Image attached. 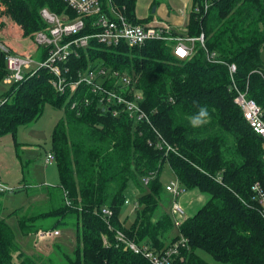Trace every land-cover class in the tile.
Instances as JSON below:
<instances>
[{
	"label": "trees",
	"instance_id": "16d2710c",
	"mask_svg": "<svg viewBox=\"0 0 264 264\" xmlns=\"http://www.w3.org/2000/svg\"><path fill=\"white\" fill-rule=\"evenodd\" d=\"M114 3L129 20L140 23L135 19L136 0ZM43 9L75 16L61 0H0V18L8 20H0V43L10 53L30 55L35 34L47 28L40 15ZM9 23L23 35L20 41L7 38L14 37ZM89 33L86 27L63 42ZM200 35L203 46L193 42L184 60L173 55L171 43L108 47L92 39L61 65L67 82L76 80L78 72L102 67L130 76L142 93L140 106L149 115V124L135 123L126 114L113 117L108 110L103 112L84 84L72 94L69 86L64 94L57 93L54 75L46 69L24 71L22 81L7 84L9 90L0 97V139L11 135L15 147H19L17 130L39 120L45 106L62 112L48 154L54 157L58 186L26 182L19 159L26 185L16 193L24 192L27 202L36 194L43 196L41 204L28 203L10 214L23 237L73 230V253L59 252L67 264H150L117 246L115 231L157 250L179 233L189 244L182 264H209L199 251L223 264H264V220L250 191L255 183L264 189V141L234 103L228 72V65L234 64L237 88L262 109L264 120V0H192L187 36ZM37 51V60L46 58L42 47ZM211 55L215 62L208 60ZM8 74L0 50V83ZM84 99L91 102L86 107L81 104ZM74 102L82 108L71 109ZM202 106L209 118L193 127L191 119ZM158 136L174 152L156 149ZM165 165L184 192L207 197L178 228L161 183ZM129 191L137 197L132 222L130 207L124 205ZM4 196L0 192V264H56L45 250L32 255L22 251L4 219ZM104 207L113 212L112 231L99 217ZM49 220L51 225L44 227L42 222ZM54 239L42 241V249L50 252Z\"/></svg>",
	"mask_w": 264,
	"mask_h": 264
},
{
	"label": "built area",
	"instance_id": "2783aa9c",
	"mask_svg": "<svg viewBox=\"0 0 264 264\" xmlns=\"http://www.w3.org/2000/svg\"><path fill=\"white\" fill-rule=\"evenodd\" d=\"M67 8H69L75 16L69 18L67 15H57L47 9H43L40 13L41 18L46 23L47 28L35 34L34 43L42 47L46 53V58L37 60L27 55L13 54L2 43L0 50L4 53L6 69L9 74L5 78V83H18L23 80V73L29 69L32 64H36L37 68L46 69L54 75L52 86L57 93L64 94L69 86L74 91L78 85L84 84L89 93L93 94L98 101L103 112L107 110L113 117L120 114L126 116L135 123H150L149 115L141 108L142 93L134 87L133 79L119 71L109 68H98L90 71L78 72L76 80L67 82L61 65L68 62L69 56L74 54L77 56L76 49H85L88 47L90 40H96L105 46H118L124 43L128 47L143 46L148 41H162L172 44L173 55L181 60L188 58L191 53L193 42L198 41L203 46V35L198 38H181L171 35V30L166 28L165 31L157 30L150 25L132 22L127 18L123 9L114 3V0H61ZM86 27L90 29V33L84 36H78L67 42H63L65 38L77 36ZM208 60L215 62L214 55L208 56ZM67 69L65 68L64 72ZM230 76V90L234 91V103L239 107L245 121L248 123L253 132L264 141V120L262 109L250 98L246 92L240 91L234 81L233 75L236 72L234 64L228 65ZM72 78H70L71 80ZM90 100L84 99L83 106H88ZM80 104V105H81ZM77 108V103L71 105V109ZM106 110V111H105ZM155 148L165 150V152L173 151L169 145L158 136ZM174 152V151H173ZM264 162V155H263ZM54 157L48 155L45 159L46 165H52ZM148 180L145 181L147 184ZM12 188L0 183V192L11 193ZM165 191L170 196V216L173 220L175 228L181 226L185 219V210L180 203V197L185 193L175 179L165 185ZM252 199L256 203V211L264 220V189L255 183L251 187ZM124 205L135 208L130 200L126 198ZM113 212L108 208H102L99 211V217L106 222L108 229L112 231L109 220L112 218ZM59 235L57 230L40 231L35 238L38 242L52 240ZM104 243L106 239L103 237ZM114 240L116 245L121 246L124 250L131 251L146 259L150 264H182L185 260L183 251L189 249L188 240L180 235L176 239L161 249H154L147 243H138L129 239L123 232L115 231Z\"/></svg>",
	"mask_w": 264,
	"mask_h": 264
},
{
	"label": "rangeland",
	"instance_id": "374dc122",
	"mask_svg": "<svg viewBox=\"0 0 264 264\" xmlns=\"http://www.w3.org/2000/svg\"><path fill=\"white\" fill-rule=\"evenodd\" d=\"M1 21H8L7 19H1ZM0 21V22H1ZM10 22V21H9ZM10 31L13 32L14 37H7L9 40L20 41L19 38H22L21 32H18L17 27L9 23ZM13 27V28H11ZM179 33V32H178ZM35 47L31 53V57L36 59V55L38 53V46L33 43ZM37 51V52H36ZM20 55V54H19ZM28 55V56H30ZM261 59L264 63V51L262 52ZM36 64H32L29 69L25 70L27 72H31L36 70ZM30 70V71H28ZM26 72V73H27ZM10 88V85L5 83V80L0 83V97L6 93ZM62 117V112L59 110H54L50 106H45L43 110V114L39 120L28 124L26 126L20 127L16 133V142L19 144L16 152L19 155V159L22 164H24L23 170L27 174L28 183H42L46 186H58L59 177L58 171L55 165L47 166L45 165L46 156L50 153V138L59 118ZM13 140L11 135H7L0 139V166L1 169H6L9 171V174H12L14 171V167H12L13 158H15L14 152L15 149L13 147ZM22 146H26L25 150H22ZM25 174V175H26ZM175 180L173 174L170 171L168 165H165L162 174H161V183L166 185L168 182ZM136 193L134 191H129L128 199L132 205L136 204L135 197ZM202 196V195H201ZM137 198V197H136ZM41 199L43 200L42 195H34L29 202L26 200V195L24 193L21 194H13L9 196H4V219L10 229L13 231L15 239L18 245L21 247L22 251L26 254L32 255L38 251H43L46 254L49 253L48 256L51 255V258L56 264H67L62 258L60 251L66 252L68 254H72L75 249V236L74 232L71 229L66 231L59 230L58 238L50 241V252L46 251V249H42V241L38 242L35 237H23L19 231L18 224L15 218L11 217L10 214L15 209L28 206L26 203H30L33 206H37L41 204ZM207 197H200V194L197 191L185 192L180 197V203L185 210V219L192 216L205 202ZM133 208L128 210V214H131L129 221L132 222L133 217ZM129 222V223H130ZM44 227H48L51 225V221L42 222ZM41 243V244H40ZM199 254L203 259L209 264H223L220 262H216L210 257L206 252L199 251Z\"/></svg>",
	"mask_w": 264,
	"mask_h": 264
},
{
	"label": "crops",
	"instance_id": "0c3cea01",
	"mask_svg": "<svg viewBox=\"0 0 264 264\" xmlns=\"http://www.w3.org/2000/svg\"><path fill=\"white\" fill-rule=\"evenodd\" d=\"M191 9L192 0H136L135 19L157 30L165 31L166 28H169L173 36L188 38L187 25ZM13 147L15 149V158L11 162L12 167L15 169L12 174H9V171L6 169H1L0 166V183L13 189L11 193H5L6 196L16 194V192L22 190L26 185L24 174L20 172V161L16 152L17 147L14 144ZM26 148L28 147L22 146V150ZM36 185L46 186L40 182L39 184L36 183ZM21 193L24 192H19L18 194ZM200 197L202 196L200 195Z\"/></svg>",
	"mask_w": 264,
	"mask_h": 264
},
{
	"label": "clouds",
	"instance_id": "9594fccd",
	"mask_svg": "<svg viewBox=\"0 0 264 264\" xmlns=\"http://www.w3.org/2000/svg\"><path fill=\"white\" fill-rule=\"evenodd\" d=\"M209 118V111L206 106H202L199 108L198 114L192 117L191 125L193 127L200 126L207 122Z\"/></svg>",
	"mask_w": 264,
	"mask_h": 264
}]
</instances>
